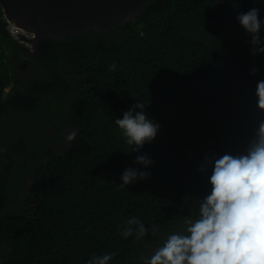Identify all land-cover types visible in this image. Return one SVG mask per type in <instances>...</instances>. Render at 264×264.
I'll return each mask as SVG.
<instances>
[{
    "label": "trees",
    "instance_id": "16d2710c",
    "mask_svg": "<svg viewBox=\"0 0 264 264\" xmlns=\"http://www.w3.org/2000/svg\"><path fill=\"white\" fill-rule=\"evenodd\" d=\"M253 7L264 17V0H150L135 22L40 41L66 84L37 99L16 96L0 110V193L13 201L0 205V264H86L104 253H115L109 264H143L196 215L209 191L199 171L205 155L243 151L264 118L255 97L264 55L250 54L236 20ZM6 26L0 7V105L12 93L60 85ZM137 101L160 128L131 152L115 119ZM72 130L77 137L66 142ZM144 153L150 175L118 186ZM131 217L145 236L121 237Z\"/></svg>",
    "mask_w": 264,
    "mask_h": 264
},
{
    "label": "clouds",
    "instance_id": "9594fccd",
    "mask_svg": "<svg viewBox=\"0 0 264 264\" xmlns=\"http://www.w3.org/2000/svg\"><path fill=\"white\" fill-rule=\"evenodd\" d=\"M236 20L249 37L250 54L264 55V17L259 9L242 12ZM31 43L32 50L17 44L32 54L33 38ZM115 69V64L110 66V70ZM257 72L254 66L250 74ZM255 97L257 112L264 117V79L257 81ZM144 109V104L137 101L115 119L131 152L151 143L160 128ZM76 137L77 130H72L65 140L72 143ZM135 163L140 168H125L118 186L150 175L147 169L153 161L147 153L137 155ZM199 171L206 173L209 191L198 199L196 215L186 219L180 231L172 232L159 243L150 256L143 258V264H264V118L256 121L243 151L205 155ZM147 232L145 224L131 217L120 234L125 239L133 235L139 239ZM114 256L115 253L93 254L86 264H109Z\"/></svg>",
    "mask_w": 264,
    "mask_h": 264
},
{
    "label": "water",
    "instance_id": "95a60500",
    "mask_svg": "<svg viewBox=\"0 0 264 264\" xmlns=\"http://www.w3.org/2000/svg\"><path fill=\"white\" fill-rule=\"evenodd\" d=\"M150 0H0L4 18L12 25L33 35L32 55L42 65L55 73L60 85L33 95L24 92L12 93L0 105L8 103L16 96L41 98L58 91L66 84V79L58 67L40 52L42 39L65 40L92 31L104 33L122 24L135 22Z\"/></svg>",
    "mask_w": 264,
    "mask_h": 264
},
{
    "label": "built area",
    "instance_id": "2783aa9c",
    "mask_svg": "<svg viewBox=\"0 0 264 264\" xmlns=\"http://www.w3.org/2000/svg\"><path fill=\"white\" fill-rule=\"evenodd\" d=\"M8 35L12 37L18 44L26 47L29 50H32V38L33 35L30 33L25 32L19 27L13 26L11 24L6 26Z\"/></svg>",
    "mask_w": 264,
    "mask_h": 264
},
{
    "label": "flooded vegetation",
    "instance_id": "af4514ba",
    "mask_svg": "<svg viewBox=\"0 0 264 264\" xmlns=\"http://www.w3.org/2000/svg\"><path fill=\"white\" fill-rule=\"evenodd\" d=\"M20 67H22L25 71L27 70L23 65H20ZM26 67H27V66H26ZM16 75H17L18 78H20V73H19V72H17ZM44 96H45V95H44ZM2 143H3V142H2ZM5 158H6V157H5L3 154H0V166H1V167L4 166L3 161L5 160ZM10 179H11V178H10ZM29 181H30V177H27L25 181H22V183L24 184V189H22L21 192L18 193V194H19L20 196H22L24 199L26 198V195H27V197L29 196V194H28L29 186L27 185ZM2 197H4V199L0 201V205H1L2 203H5V202H7L8 205H9L10 203H11V204L13 203V201H10V200H9L7 194L0 193V198H2ZM12 198H13V199H17L18 196H17V195H13ZM11 211L14 213L12 207H11Z\"/></svg>",
    "mask_w": 264,
    "mask_h": 264
},
{
    "label": "rangeland",
    "instance_id": "374dc122",
    "mask_svg": "<svg viewBox=\"0 0 264 264\" xmlns=\"http://www.w3.org/2000/svg\"><path fill=\"white\" fill-rule=\"evenodd\" d=\"M10 89V88H9ZM9 89H7V92L9 91Z\"/></svg>",
    "mask_w": 264,
    "mask_h": 264
},
{
    "label": "bare ground",
    "instance_id": "6f19581e",
    "mask_svg": "<svg viewBox=\"0 0 264 264\" xmlns=\"http://www.w3.org/2000/svg\"><path fill=\"white\" fill-rule=\"evenodd\" d=\"M140 244H141V242H140Z\"/></svg>",
    "mask_w": 264,
    "mask_h": 264
}]
</instances>
